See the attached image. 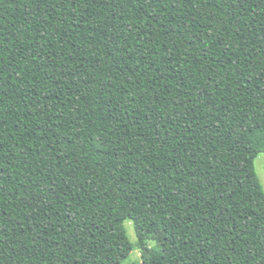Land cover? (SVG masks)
<instances>
[{"label":"trees","instance_id":"trees-1","mask_svg":"<svg viewBox=\"0 0 264 264\" xmlns=\"http://www.w3.org/2000/svg\"><path fill=\"white\" fill-rule=\"evenodd\" d=\"M262 151L264 0H0V264H264Z\"/></svg>","mask_w":264,"mask_h":264},{"label":"rangeland","instance_id":"rangeland-1","mask_svg":"<svg viewBox=\"0 0 264 264\" xmlns=\"http://www.w3.org/2000/svg\"><path fill=\"white\" fill-rule=\"evenodd\" d=\"M254 169L264 191V151L260 152L258 156L255 157ZM123 226L126 231L125 241L127 244L132 246V249L129 252V255L119 264H141L140 248L132 220L126 219L123 222ZM148 245L158 249L156 246V241L153 239L148 240Z\"/></svg>","mask_w":264,"mask_h":264}]
</instances>
